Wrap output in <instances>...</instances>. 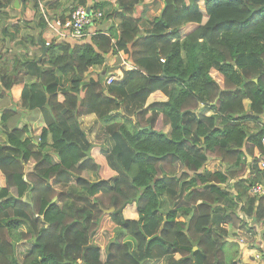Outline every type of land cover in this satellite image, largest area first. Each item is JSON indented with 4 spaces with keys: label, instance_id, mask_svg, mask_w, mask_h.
I'll return each instance as SVG.
<instances>
[{
    "label": "trees",
    "instance_id": "trees-1",
    "mask_svg": "<svg viewBox=\"0 0 264 264\" xmlns=\"http://www.w3.org/2000/svg\"><path fill=\"white\" fill-rule=\"evenodd\" d=\"M13 1L0 0V14ZM162 1L147 28L152 0H116L114 14L96 2L120 21L117 36L95 29L56 40L32 63L36 81L22 104L42 116L6 127L0 141V264H238L227 260L215 215L264 224V195L252 192L264 185V126L252 132L248 123L264 116V0ZM121 51L134 69L111 84L103 74L85 80ZM17 70L1 76L3 91L20 82ZM157 92L167 99L149 103ZM89 114L110 148L94 152L79 120ZM212 159L222 168L206 169ZM133 203L138 217L127 218ZM21 241L30 245L23 258Z\"/></svg>",
    "mask_w": 264,
    "mask_h": 264
},
{
    "label": "crops",
    "instance_id": "crops-1",
    "mask_svg": "<svg viewBox=\"0 0 264 264\" xmlns=\"http://www.w3.org/2000/svg\"><path fill=\"white\" fill-rule=\"evenodd\" d=\"M23 1L24 0H18V3L16 4V1L14 0L13 4L3 7L1 9L2 13L0 14V78L4 75L14 74L15 68L18 69V73L15 75L17 77H22L20 82L13 85L11 91L9 92L5 90L3 91V85H0L2 93L0 96V141H6V127L23 128L24 126L29 125L32 121H37L42 116L41 112L38 111L39 109H26L22 102L25 87L36 81L33 73L30 72L34 69L32 63L39 65L43 61L46 54H44L42 46L39 43H35L37 42L38 35L40 33L45 42L47 36V31L45 30L46 23L45 25L40 23V19L42 18L44 20V18L41 16L40 10L38 13L34 11V0H31V2L28 3ZM100 1L107 4L106 7L108 8L109 13L113 12L114 14L115 8L118 7L116 0H86V3L84 4L79 3V0H42L50 12V17L60 18L63 22L78 6L93 7L96 2ZM163 8L164 2L162 1L158 14L153 18L159 16ZM118 26V19L112 16L110 18L102 19L97 22L96 25L91 26L88 29V33L90 34L93 30L97 29L103 30L107 34L113 32V34L117 36L119 33ZM25 63H29V65L22 68L21 65ZM123 67L128 70L134 69L133 64L128 59V55L124 51H121L118 54L114 53V55L109 56L106 65L92 67L87 73L85 80L88 81L96 79L98 74H103L106 81V76L109 73L122 71ZM65 84L66 81L64 82V86ZM166 99L167 97L161 92H157L151 97L152 102L164 101ZM244 102L246 107H248L250 100L246 98L244 99ZM7 109L12 110V115L9 120L5 122L2 119V115ZM121 112L125 114L124 110ZM206 113L210 114L211 111L207 110ZM79 120L82 128L85 130L84 123L86 121L95 123V121L99 119L95 114H89L82 116ZM248 123L251 126V131L255 132L264 126V116L261 117V120L248 121ZM164 130L170 135V126H166ZM85 131L87 132V130ZM87 134L89 140L94 143V151L97 150V152H101L102 149H108L112 145V142L108 137L103 136L102 140L95 141L97 137L96 133L91 135L87 132ZM34 146H36V144ZM259 156L260 155H258V157ZM259 159H261V157H259ZM220 168H222V166L214 159L209 161L206 167V169L209 170H217ZM3 183V179L0 178V186ZM128 206V208L126 207L127 209L133 207V214L135 209L137 211L136 203ZM126 208L124 209V215L125 211L127 213ZM224 208L225 207L219 209L221 214ZM218 214L219 213H217L214 217L213 228L218 229L219 233L223 236L226 242H230V247L237 246L239 248L236 262L238 264H264V256L259 249L261 246H264L262 244L264 241V224H259V222H257L253 217L246 218V220L240 222L234 215L233 220L235 219V223L230 221L222 222L219 220L220 217ZM242 214L244 215V211L239 209L237 211L238 217L242 216ZM137 217L138 213L134 216V218ZM242 222L244 224L246 223L252 230L249 231L246 227L247 225L245 226ZM234 242L237 244L235 245ZM147 261H163L167 264L164 259H149ZM146 262L144 264H146Z\"/></svg>",
    "mask_w": 264,
    "mask_h": 264
},
{
    "label": "built area",
    "instance_id": "built-area-1",
    "mask_svg": "<svg viewBox=\"0 0 264 264\" xmlns=\"http://www.w3.org/2000/svg\"><path fill=\"white\" fill-rule=\"evenodd\" d=\"M37 1L39 2L41 16L44 18L46 23L45 30L47 31V36L45 46L47 47L53 44L56 40H62L69 37L74 39L82 38L88 33V29L91 26L96 25L97 22L104 18V13L101 10H96L95 8L89 6H78L63 22L60 18L50 17V12L42 0ZM93 33L94 32L91 34ZM122 77L123 71L111 72L107 75L106 83L111 84ZM262 142L264 144V134L262 136ZM258 165L259 168L264 171L263 158L260 159ZM252 192L254 194H264V185H255Z\"/></svg>",
    "mask_w": 264,
    "mask_h": 264
},
{
    "label": "rangeland",
    "instance_id": "rangeland-1",
    "mask_svg": "<svg viewBox=\"0 0 264 264\" xmlns=\"http://www.w3.org/2000/svg\"><path fill=\"white\" fill-rule=\"evenodd\" d=\"M161 2H162L161 0H152V2H150L145 7L144 13L142 12V15L144 16V17L142 16V25H143L142 27L143 28L144 27L147 28L148 21L152 20L153 17L158 14L159 9L161 7ZM103 19H106V18H103ZM119 23H120V21H119ZM213 75L216 78H219V74H217L216 72H214ZM149 102L150 103L152 102L151 99L149 100ZM133 119H135V117H133ZM84 127H85V130H87V132L89 134H91V135H94L95 133L97 134V137H96L95 141L102 140L103 136L104 137H108L106 135V132H105L104 123L101 122L100 120L95 121V123L90 122V121H86L84 123ZM94 152H97V150L94 151ZM30 166H32V162L30 163ZM86 175L91 180H96L97 179V176L95 174H93V173H89V174H86ZM132 209H133V207L127 209V213L125 211V216L126 217L134 218V216L137 214V211L135 209L134 214H133ZM126 238L129 239V237H127V236H126ZM120 239H124V237H121ZM234 244L236 245L237 243L234 242ZM17 248H18L19 257L23 258V256L28 252V248H30L29 242L21 241V242L18 243ZM224 249H225V252L227 254V260L229 262H233V261L237 260L236 259L237 258V252L239 251V248L237 246L230 247V242H227L224 245ZM146 264H165V262H163V261L162 262L161 261H159V262H157V261H147Z\"/></svg>",
    "mask_w": 264,
    "mask_h": 264
},
{
    "label": "water",
    "instance_id": "water-1",
    "mask_svg": "<svg viewBox=\"0 0 264 264\" xmlns=\"http://www.w3.org/2000/svg\"><path fill=\"white\" fill-rule=\"evenodd\" d=\"M16 1V4L18 3V0H15ZM41 46H42V48H43V50H44V54L46 53V51H48V48L44 45V44H41ZM115 210V208L114 207H112L111 209H109V210H106L107 212H109V213H111V212H113ZM195 249H197V247H195Z\"/></svg>",
    "mask_w": 264,
    "mask_h": 264
},
{
    "label": "clouds",
    "instance_id": "clouds-1",
    "mask_svg": "<svg viewBox=\"0 0 264 264\" xmlns=\"http://www.w3.org/2000/svg\"><path fill=\"white\" fill-rule=\"evenodd\" d=\"M42 44H44L45 45V42L44 43H42ZM47 47V46H46ZM106 78H107V76H106ZM107 84V83H106ZM262 159V158H261ZM260 161V160H259ZM258 164H259V162H258ZM260 195H264V194H260Z\"/></svg>",
    "mask_w": 264,
    "mask_h": 264
}]
</instances>
